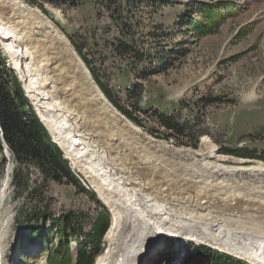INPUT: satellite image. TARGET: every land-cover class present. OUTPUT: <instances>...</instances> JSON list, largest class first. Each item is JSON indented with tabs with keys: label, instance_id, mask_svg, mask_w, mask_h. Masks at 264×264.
<instances>
[{
	"label": "rangeland",
	"instance_id": "rangeland-1",
	"mask_svg": "<svg viewBox=\"0 0 264 264\" xmlns=\"http://www.w3.org/2000/svg\"><path fill=\"white\" fill-rule=\"evenodd\" d=\"M19 1L50 20L77 53L76 47H80L83 57L78 54L94 81L98 78L120 107L134 113L139 124L125 116L145 133L194 149L202 148L201 138L207 136L226 157L212 158V162L263 161L258 156L264 153V0H79L75 5ZM195 2L233 3L236 10L228 15L223 7L225 17L216 31L198 38L181 23L183 17L193 14L191 4ZM0 51L7 68L19 79L2 45ZM138 97L140 108L136 109ZM162 112L185 125L186 132L177 134L161 126L152 115ZM4 146L0 151V194L6 179L8 185L0 213V264H47V250L59 242L63 216L71 220L66 240L76 264L77 238L87 242V251L92 252L86 236L104 206L111 216L109 208L69 160L83 186L97 199L68 182L45 179L34 165L23 168L16 181V162ZM225 148L249 149L255 156L226 154L222 152ZM260 190L257 193H263ZM102 241L103 250L93 264L108 246L106 233ZM191 243L253 264L194 239L180 250L172 235L160 240L149 264H213L205 255L188 258ZM174 252L181 253L178 260Z\"/></svg>",
	"mask_w": 264,
	"mask_h": 264
},
{
	"label": "bare ground",
	"instance_id": "bare-ground-1",
	"mask_svg": "<svg viewBox=\"0 0 264 264\" xmlns=\"http://www.w3.org/2000/svg\"><path fill=\"white\" fill-rule=\"evenodd\" d=\"M0 45L37 116L111 212L108 246L95 264H149L167 235L180 250L194 239L264 264V161L212 162L226 157L207 136L194 149L145 133L114 107L54 24L19 0H0Z\"/></svg>",
	"mask_w": 264,
	"mask_h": 264
},
{
	"label": "trees",
	"instance_id": "trees-1",
	"mask_svg": "<svg viewBox=\"0 0 264 264\" xmlns=\"http://www.w3.org/2000/svg\"><path fill=\"white\" fill-rule=\"evenodd\" d=\"M34 2V0H27ZM47 2L77 4L79 0H45ZM192 5L188 18L183 17L182 24H185L195 37H204L216 31V28L224 19L222 13L223 7L228 11V15L234 14L236 7L233 3H204L195 2ZM78 53L83 57L80 47H76ZM100 89L113 105L124 113L129 119L139 124L137 117L130 110L120 107L114 99L112 93L107 87L96 78ZM138 89V87H136ZM140 88V87H139ZM134 107L140 108L139 97L134 102ZM161 126L169 131H175L177 134L186 132L185 125L179 123L172 115L166 112L153 114ZM0 125L3 131L4 140L0 143V151H4L5 142L8 150L16 162L15 180H18L19 174L23 168L34 165L45 179H51L58 182H68L78 187L82 192L89 193L94 199H97L93 192L88 191L79 178L72 170L68 160L65 158L62 149L55 143L45 125L37 116L35 110L30 104L22 88L21 82L17 76L6 66V59L0 51ZM199 135L195 137L194 145L197 147ZM226 154H232L242 157H252L255 153L249 149L225 148L222 151ZM264 161V153L258 156ZM17 183V182H16ZM111 221V216L104 206L102 214L97 219L94 229L87 234V241L92 248V252L87 251V242L81 241L78 237L79 254L76 264H93L96 255L103 250V236L106 233ZM59 242L57 246H52L47 250V264H74V258L66 240V230L70 227L71 220L68 216H63L59 220ZM38 234L41 232L37 231ZM75 235V233H74ZM205 255L211 258L213 264H246L235 258L217 252L206 246H197L190 244L189 257Z\"/></svg>",
	"mask_w": 264,
	"mask_h": 264
},
{
	"label": "water",
	"instance_id": "water-1",
	"mask_svg": "<svg viewBox=\"0 0 264 264\" xmlns=\"http://www.w3.org/2000/svg\"><path fill=\"white\" fill-rule=\"evenodd\" d=\"M113 104V103H112ZM115 107V106H114ZM116 108V107H115ZM125 116V115H124ZM126 117V116H125ZM127 118V117H126ZM128 119V118H127ZM42 122V121H41ZM46 127V126H45ZM47 128V127H46ZM0 130H1V134H2V137H3V131H2V128H1V125H0ZM48 130V129H47ZM49 131V130H48ZM50 133V132H49ZM51 135V134H50ZM53 139V138H52ZM3 140H4V137H3ZM53 141H54V139H53ZM55 142V141H54ZM56 143V142H55ZM5 145H6V149H7V151H9L8 150V145L6 144V142H5ZM59 146V145H58ZM66 157V156H65Z\"/></svg>",
	"mask_w": 264,
	"mask_h": 264
}]
</instances>
